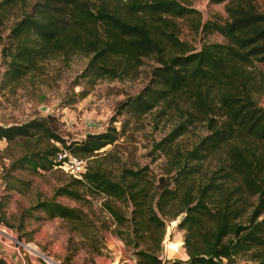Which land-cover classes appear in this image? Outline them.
Instances as JSON below:
<instances>
[{"label":"trees","instance_id":"trees-1","mask_svg":"<svg viewBox=\"0 0 264 264\" xmlns=\"http://www.w3.org/2000/svg\"><path fill=\"white\" fill-rule=\"evenodd\" d=\"M25 1L0 0V24ZM224 8L223 20L201 21L187 0H34L10 27L11 41L3 47L7 59L2 80L8 84L55 55H89L82 75L93 79L134 73L144 57L156 62L150 82L124 106L177 114L176 124L154 144V150L166 155L164 173L155 181L145 164L123 167L115 179L105 169L87 165L81 178L70 175L74 184L87 183L131 203L126 216L104 202L120 224L128 221L141 240H152L150 246L135 249V264H223L237 254H245L248 264H264V10L255 0H226ZM176 17L190 19L206 34L219 32L224 41L195 47L179 37ZM52 119L48 113L0 124V139L43 138L61 144L32 148L14 158L10 168L49 169L58 164L55 154L62 148L92 153L118 136L111 125L67 141ZM197 124L205 132L191 147L176 143ZM56 193L80 196L66 186ZM36 206L47 217L79 216L74 207L54 199ZM179 214L187 257L167 260L157 251L167 235L166 221Z\"/></svg>","mask_w":264,"mask_h":264},{"label":"rangeland","instance_id":"rangeland-1","mask_svg":"<svg viewBox=\"0 0 264 264\" xmlns=\"http://www.w3.org/2000/svg\"><path fill=\"white\" fill-rule=\"evenodd\" d=\"M33 1L26 0L12 8L0 24V124L20 123L51 113L55 131L67 141L81 140L88 133L105 131L114 125L118 136L112 143L92 153L71 151L85 157L88 167L105 169L115 179L123 167L147 164L148 176L153 175L156 181L164 173L166 155L160 149L154 150V144L176 124L177 114L170 111L159 115L158 109L136 112L124 106L129 96L136 95L150 82L156 64L151 57H144L134 73L93 79L82 75L89 55H55L42 60L37 70L16 82L8 84L2 80L7 59L3 47L11 41L10 27ZM187 1L199 11L201 21L226 17V0ZM255 1L264 10V0ZM175 19L179 37L195 47L202 42L224 41L219 32L206 34L186 17ZM260 66L264 69V64ZM260 103L264 104V97ZM112 117L115 120L111 121ZM204 132L201 124L191 126L176 143L189 148ZM50 145L61 146L54 139H0V258L4 264H21L22 259L30 264H47L46 257L66 264H135V249L150 246L152 240H141L130 230L128 221L120 224L104 204L107 201L129 216L131 203L95 191L87 183L75 185L69 172L58 164L49 169L10 168L14 158L32 148ZM62 186L79 190L80 196L56 193ZM44 199L74 207L79 216L47 217L36 206ZM178 221H166L167 235L157 251L167 260L187 257L183 244L178 249L168 246L171 241L183 240L184 230L177 225ZM223 264H248V260L245 254H237L232 262L224 258Z\"/></svg>","mask_w":264,"mask_h":264},{"label":"built area","instance_id":"built-area-1","mask_svg":"<svg viewBox=\"0 0 264 264\" xmlns=\"http://www.w3.org/2000/svg\"><path fill=\"white\" fill-rule=\"evenodd\" d=\"M55 160L58 165L63 167L70 175L75 177H81L83 172L87 168L86 158L82 155L76 154L67 148H62L58 150L55 154ZM132 256V255H130ZM134 260V259H133ZM45 262L47 264H66L61 261L54 260L51 257H46ZM21 264H30L25 259L21 260ZM115 264V263H111Z\"/></svg>","mask_w":264,"mask_h":264},{"label":"bare ground","instance_id":"bare-ground-1","mask_svg":"<svg viewBox=\"0 0 264 264\" xmlns=\"http://www.w3.org/2000/svg\"><path fill=\"white\" fill-rule=\"evenodd\" d=\"M182 244H183V242L181 241V240H178V241H175V242H170L169 244H168V246L169 247H171V246H173L174 248H176V249H178L179 247H182ZM166 245V247H167V244H165ZM168 254H170V252L166 249L165 250Z\"/></svg>","mask_w":264,"mask_h":264},{"label":"water","instance_id":"water-1","mask_svg":"<svg viewBox=\"0 0 264 264\" xmlns=\"http://www.w3.org/2000/svg\"><path fill=\"white\" fill-rule=\"evenodd\" d=\"M182 215H183V214H179V215L177 216V219L180 220L181 217H182ZM18 237H19V236H18ZM182 241H183V240H182Z\"/></svg>","mask_w":264,"mask_h":264}]
</instances>
